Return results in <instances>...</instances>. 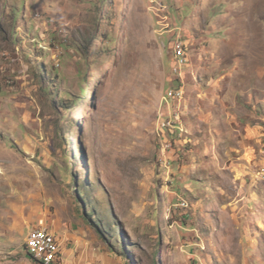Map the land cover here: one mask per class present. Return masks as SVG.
<instances>
[{
  "label": "rangeland",
  "instance_id": "374dc122",
  "mask_svg": "<svg viewBox=\"0 0 264 264\" xmlns=\"http://www.w3.org/2000/svg\"><path fill=\"white\" fill-rule=\"evenodd\" d=\"M200 106L264 120V0H0V264H37L25 248L44 215L111 264H264V178L191 167L211 159ZM177 112V132L157 131ZM227 126L232 147L245 127Z\"/></svg>",
  "mask_w": 264,
  "mask_h": 264
},
{
  "label": "crops",
  "instance_id": "0c3cea01",
  "mask_svg": "<svg viewBox=\"0 0 264 264\" xmlns=\"http://www.w3.org/2000/svg\"><path fill=\"white\" fill-rule=\"evenodd\" d=\"M188 41V40H186ZM197 77V76H196ZM194 78V82H192V86L194 89L199 91L201 88H204L205 93L200 92L199 97L204 98L202 96H207L206 91H210V94L213 96L215 95L214 87H206L200 80L197 78ZM171 80V79H170ZM213 81L212 84H217L219 81L216 79H211ZM179 86L182 85L181 82H178ZM181 83V85H180ZM211 84V82H209ZM185 86V85H184ZM204 86V87H203ZM200 87V88H199ZM203 94V95H201ZM189 97L190 95H185L184 102L180 105L181 109H184L183 115H187L188 111V103H189ZM207 98V97H206ZM215 97L211 99V101H214ZM223 106V105H222ZM200 111L197 114L198 122L200 123L201 129L203 130V122H206L204 127L207 129V135L209 136L208 142H211L210 147H208V150L206 152H210L209 161L204 158L205 155H203L205 152L200 153L199 150H197V154L193 157L194 165L191 167L193 168H204L208 175L212 172L218 174L221 170L230 173L232 176L234 182L237 183V185H243L246 186L245 183H247V178L251 182V187L254 186V181L259 179L262 176L261 173H258L257 170L254 172L250 170V168H255L260 170L258 167L261 164V167L264 166V125L263 122H254L248 118L242 117L240 115H232L229 114L230 121L225 122L223 119L224 117L218 120L215 116V112L210 110V108H204L203 106H200ZM212 107H216L213 105ZM224 113V112H223ZM189 114H192L191 116H188L187 118V124H188V132L189 129H192L193 123L190 118L193 117L196 114V108L194 111H191L189 108ZM190 117V118H189ZM228 118V117H227ZM250 122H254L256 124H250ZM221 123L225 124V127L227 125H237L240 127H245V132H239L238 135H236V142L235 145L230 147V132H225V129L220 128ZM234 127V126H233ZM227 129H230L228 126ZM225 134H228V136H225ZM181 136L176 135L174 139V143H178L180 141L177 140V137ZM184 143V142H183ZM226 146V147H225ZM225 149V150H224ZM224 152L222 153V151ZM252 150V151H251ZM263 155V160H260L259 154ZM175 154L180 155V150L178 148H175ZM246 161L249 163L247 165ZM224 165L222 166L221 164ZM218 167H223L221 170H219ZM199 172L205 173L202 171V169H199ZM259 174V175H257ZM257 178V179H256ZM212 180V179H211ZM239 180V181H238ZM214 181L212 180V183ZM216 186V191L220 194L221 190L217 183L214 184ZM254 194V193H253ZM255 196V194H254ZM258 196V195H257ZM254 197V200H250V205L253 208V205L257 204L259 199ZM253 199V198H252ZM43 217L46 218V215ZM52 232H54L58 239L62 243V248L64 252V260L65 264H111V259H106L105 255L102 257L103 253L96 251L95 249L90 250V248L86 245L88 243L85 241L81 242L83 244V249H85L84 254H80L78 252L79 250V243H75V234H73L69 228H66V230L57 229V228H50ZM111 261V263H110Z\"/></svg>",
  "mask_w": 264,
  "mask_h": 264
},
{
  "label": "built area",
  "instance_id": "2783aa9c",
  "mask_svg": "<svg viewBox=\"0 0 264 264\" xmlns=\"http://www.w3.org/2000/svg\"><path fill=\"white\" fill-rule=\"evenodd\" d=\"M149 9L157 16L168 13L165 5L156 4L154 3V1L149 5ZM166 16L167 15H165L164 17ZM175 31H177V29ZM179 41L180 40L178 39L173 44L174 59L172 63V69L177 73V75H179V77H181V72H183L185 68H188L185 65L189 60H187L188 58L185 43ZM168 97L177 99L178 102H180L179 104H181L185 99V91L182 85L175 89L174 87L171 88L168 93ZM164 99L165 98L163 97L161 104H163ZM163 117L166 118L167 114L164 113ZM180 119L181 115L178 112L175 113L172 117L167 118L166 121L159 118L157 122V131L177 132L176 124L182 123L178 122ZM162 152L164 157H167L169 159H171V157L173 158V156L175 155V148L173 143H167L166 147H163L162 145ZM261 175L264 178V166L262 167ZM179 206L182 208H187L188 205L185 201H182L181 203H179ZM46 225L47 221L45 220V217H43L38 220L37 226L34 227L33 230H30L26 242V253L37 264H65L62 243L58 239L57 235L52 232Z\"/></svg>",
  "mask_w": 264,
  "mask_h": 264
},
{
  "label": "trees",
  "instance_id": "16d2710c",
  "mask_svg": "<svg viewBox=\"0 0 264 264\" xmlns=\"http://www.w3.org/2000/svg\"><path fill=\"white\" fill-rule=\"evenodd\" d=\"M178 87H179V85H178ZM86 214H87V213H85V218L88 220V217H86ZM83 215H84V214H83ZM88 215L90 216L89 219H91V215L89 214V211H88ZM97 227H98V225H97ZM98 229H99V232L102 233L101 228L98 227ZM102 235H103L104 237H106V235H104V232L102 233Z\"/></svg>",
  "mask_w": 264,
  "mask_h": 264
},
{
  "label": "clouds",
  "instance_id": "9594fccd",
  "mask_svg": "<svg viewBox=\"0 0 264 264\" xmlns=\"http://www.w3.org/2000/svg\"><path fill=\"white\" fill-rule=\"evenodd\" d=\"M150 10V9H149Z\"/></svg>",
  "mask_w": 264,
  "mask_h": 264
}]
</instances>
